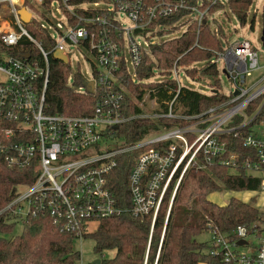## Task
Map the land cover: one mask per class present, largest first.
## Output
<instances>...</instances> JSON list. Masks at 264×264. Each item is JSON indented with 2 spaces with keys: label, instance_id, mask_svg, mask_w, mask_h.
<instances>
[{
  "label": "built area",
  "instance_id": "1",
  "mask_svg": "<svg viewBox=\"0 0 264 264\" xmlns=\"http://www.w3.org/2000/svg\"><path fill=\"white\" fill-rule=\"evenodd\" d=\"M26 1L0 0V162L10 168L30 169L34 175L31 183L17 186L15 196L3 209L15 220L46 215L55 225L74 231L77 239H82L103 218L128 215L144 220L152 215L153 230L166 194L171 191L169 213L186 171L193 166L205 168L217 157L232 171L243 169L259 176L261 182L256 192L264 197V122L249 127L243 142L247 148L245 154L229 151L227 141L222 139L224 134L237 136L238 129L249 125L253 117L248 119L247 106L264 97V72L253 78L254 71L261 66L258 51L248 40H237L216 52L212 61L216 64L219 59L223 61L224 71L234 88L226 100L201 113L184 115L174 110L182 85L181 69L176 64L172 76L177 81V93L164 102L165 109L153 107L146 111L139 102L142 97L136 99L141 111L128 113L127 91L119 77L126 68L137 79L136 70L144 54H150L151 43L145 49L135 40L136 36L167 29L189 15L193 17L192 22L201 25L211 14L210 6L222 0H84L78 3L54 0L66 13L67 25L54 36L40 22L53 39L51 50L34 38L21 19V7L33 10L26 6ZM28 1L34 5L44 3V0ZM52 3L46 14L51 11ZM120 13L126 14L132 23L124 25L119 19ZM69 15L75 19L74 23ZM45 19L53 23L48 16ZM22 39L35 43L41 62L9 51ZM74 45L85 47L90 54L93 89L88 91L89 81L85 79L86 89L76 90L95 95L94 110L90 114L49 113L45 110L49 55L61 50L71 68L68 52ZM126 45L135 66L134 73L127 69ZM249 78H253L251 83ZM154 104L162 106L157 100ZM239 115L243 117L242 122L234 124ZM162 117L183 119L187 124L168 127L159 123ZM135 118H152L159 130L131 145H112V141L122 138L117 136L119 126ZM136 150L141 151L129 174L130 203L125 205L115 195L110 179L118 157ZM256 205L262 208L259 202ZM209 233L211 247L207 252L221 256L224 264H264V216L249 227L237 226L230 234L218 228ZM240 240L245 243L239 244ZM241 248L248 251L242 252Z\"/></svg>",
  "mask_w": 264,
  "mask_h": 264
},
{
  "label": "trees",
  "instance_id": "2",
  "mask_svg": "<svg viewBox=\"0 0 264 264\" xmlns=\"http://www.w3.org/2000/svg\"><path fill=\"white\" fill-rule=\"evenodd\" d=\"M53 1L44 0L42 6L45 13L28 0L25 4L42 11V16L47 17L46 10L50 9ZM80 1L84 0L71 2ZM227 2L241 24H245L253 0ZM221 7H224L223 2L210 6L211 14ZM79 12L87 13L85 10ZM69 19L74 23L75 19L71 15ZM26 26L47 50L52 49L53 39L47 29L40 26V21L33 18ZM262 26L264 34V7ZM173 29L175 27L169 30ZM166 30L159 32L162 34ZM221 32L222 29L219 34ZM219 34L214 32L207 16L201 25L192 22L179 37L151 43L150 54H144L143 61L136 70L137 79L134 80L126 68L119 74L127 91V112L133 114L141 111L136 99H141L147 91H150L165 109L164 102L171 100L177 93V81L172 76L175 64L193 79L201 76L216 77L219 71L217 64L212 60L216 52L223 49ZM9 51L19 57L30 53L29 60L42 61L35 43L28 39H22ZM53 53L49 55L50 74L45 110L49 113L64 114L92 113L96 103L95 95L80 92L73 85H69L70 65L55 58ZM155 69L161 75L167 76L166 79L154 81ZM76 76L77 83L81 85L84 78L80 73ZM214 82V94H205L181 85L174 110L184 115H192L204 112L226 100L228 96L221 92L220 80L215 79ZM245 112L249 116L253 115L250 124L238 129L237 136H222L228 143L229 151L238 150L242 154L247 151L243 142L249 127L264 122V97L252 101ZM242 120L243 117L239 115L233 123L239 124ZM158 121L168 127L187 124V121L176 118L162 117ZM158 130L159 126L154 119L135 118L119 126L117 136L122 137L125 145H131ZM140 151L121 154L110 179L115 195L125 205L130 203L129 174ZM221 159H213L205 168L193 166L186 171L169 213L171 191L166 194L153 230L152 215L144 220L128 215L101 219L95 229L84 236L95 241L94 251L101 257L100 264H224L221 256L208 254L210 243L199 241L197 237L204 232L209 233L213 228L230 234L237 226L249 227L263 220L264 209L255 204V197L248 202L232 197L226 205H220L208 198L213 192L257 190L260 185L259 176L249 174L243 169L232 171ZM33 179L34 175L30 169L10 168L0 162V264H77L81 254L74 246L77 239L75 232L55 225L46 215L27 217L22 221V233L8 237L17 221L10 212L3 209L15 196L17 186L31 183ZM107 251H114L113 256H107Z\"/></svg>",
  "mask_w": 264,
  "mask_h": 264
},
{
  "label": "rangeland",
  "instance_id": "3",
  "mask_svg": "<svg viewBox=\"0 0 264 264\" xmlns=\"http://www.w3.org/2000/svg\"><path fill=\"white\" fill-rule=\"evenodd\" d=\"M197 1L202 2V0ZM222 2L224 4V7L219 8L214 13L209 15L212 29L217 34H219L220 29H222L223 32L219 34V37L223 48L228 47L231 43H234L237 40H248L249 43L258 51L259 65L261 67L258 70L254 71L253 78H255L259 74L264 72V44L261 39L263 31L262 11L264 7V0H253L245 24H241L235 14L232 12L227 0H222ZM42 5L35 4V7H37L38 9L40 8L42 11L44 10L43 12L45 13V9ZM101 6H104L103 3L101 4ZM29 11L31 12L32 17L42 22L47 27L49 32L54 36H57L59 29L63 30L65 28V25H67L66 13L59 7V4L57 2L52 3L51 11L46 14V16H48L53 22L52 24H50V22H48L45 17L42 16V11H38L36 8ZM119 19L126 26L132 23L131 20L126 16V14L123 13L119 14ZM192 20V15L186 16L180 21L175 22L174 26L170 25V27H168L167 30L164 31L162 34H160V32L147 33V35L145 36H136L135 40L139 42V44L142 45L145 49H148L150 43L163 42L181 36L191 24ZM172 27H175V29H173L172 31L169 30ZM68 53L69 63L71 64L68 82L70 83V85H73L78 90H80V88L86 89L84 82H82L81 85L77 83L78 78L76 75L77 73H81L84 77V80H92L93 73L92 66L89 61L90 54L85 47L80 45L72 46L71 50ZM125 56L127 60V69L130 71V73H134L135 66L132 64V57L128 45H126L125 48ZM217 67L219 72L216 77L201 76L196 79L191 78L184 71L180 70L179 77L181 79L182 85L189 89L197 90L205 94H210L216 87L214 82L215 79H219L221 84V92L228 95L233 90L234 86L228 75L224 72L222 60H218ZM155 73V77L153 78L154 81H162L167 77L161 75L157 69H155ZM253 78H249L248 83H251ZM155 100L160 102L156 97L152 96V93H150V91H147L146 93H144L143 99L139 102L140 105L146 111H148L152 110L153 107H162L154 106ZM251 117H253V115L248 117V119H250ZM255 127L262 128L261 125H255ZM111 144L118 145L121 147L125 143L122 138H117L112 141ZM235 192L226 190L217 191L216 193L210 195V199L213 202L220 203L227 202L231 195H248L250 197L249 199H251V197L256 198L255 204L259 202L260 206L262 208L264 207V197L260 193L256 192V190H245L240 193H238V191ZM16 220V226L12 234L8 235V237L21 234L24 229L22 221L19 218H17ZM197 238L199 241L211 242V235L207 232L200 234ZM249 239L252 241L254 240L253 237H249ZM94 245L95 241L91 237H84L82 239L75 240L74 246L77 250L80 251L81 254V259L78 261L77 264H94V261L96 259H101V257L94 251ZM240 250H242V252L248 251L247 248H241ZM113 254L114 252L112 251L107 253V256H113Z\"/></svg>",
  "mask_w": 264,
  "mask_h": 264
},
{
  "label": "water",
  "instance_id": "4",
  "mask_svg": "<svg viewBox=\"0 0 264 264\" xmlns=\"http://www.w3.org/2000/svg\"><path fill=\"white\" fill-rule=\"evenodd\" d=\"M19 14H20V17H21V19L25 22V23H28V22H30V20H31V12L25 7V6H23V7H21L20 9H19ZM262 41H263V44H264V34H263V32H262ZM53 55H54V57L55 58H57V59H60V60H62V61H64V62H68V59H67V56L65 55V54H63V52L61 51V50H56L54 53H53ZM24 57H26V58H30V53H26V54H24L23 55ZM225 72V71H224ZM93 85H94V81H89L88 82V85H87V89H88V91H92V89H93ZM239 244H243V243H245V240H240L239 242H238ZM100 262H101V259L100 258H98V259H96L95 261H94V264H100Z\"/></svg>",
  "mask_w": 264,
  "mask_h": 264
},
{
  "label": "crops",
  "instance_id": "5",
  "mask_svg": "<svg viewBox=\"0 0 264 264\" xmlns=\"http://www.w3.org/2000/svg\"><path fill=\"white\" fill-rule=\"evenodd\" d=\"M230 191V190H229ZM233 192H235V191H233ZM240 192H242V191H238V193H240ZM213 193H216V192H213ZM213 193H211V194H213ZM236 193V192H235ZM210 194V195H211ZM243 194V193H242ZM210 195H209V199H210ZM232 197H236V198H239V199H241V200H243V201H246V202H248V201H250L253 197H251V199H249L250 197L248 196V195H244V196H240V194L239 195H231L230 197H229V200H230V198H232ZM211 200V199H210ZM228 200V201H229ZM228 201L227 202H220V203H218V204H220V205H226L227 203H228ZM217 203V202H216Z\"/></svg>",
  "mask_w": 264,
  "mask_h": 264
}]
</instances>
